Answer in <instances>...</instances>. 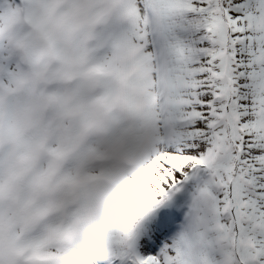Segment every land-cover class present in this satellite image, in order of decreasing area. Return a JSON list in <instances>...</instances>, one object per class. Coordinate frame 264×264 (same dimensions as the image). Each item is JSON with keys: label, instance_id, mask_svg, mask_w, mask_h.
<instances>
[{"label": "snow or ice", "instance_id": "1", "mask_svg": "<svg viewBox=\"0 0 264 264\" xmlns=\"http://www.w3.org/2000/svg\"><path fill=\"white\" fill-rule=\"evenodd\" d=\"M0 264H264V0H0Z\"/></svg>", "mask_w": 264, "mask_h": 264}]
</instances>
